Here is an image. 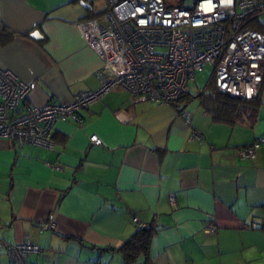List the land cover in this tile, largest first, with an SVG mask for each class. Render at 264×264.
Listing matches in <instances>:
<instances>
[{
	"label": "crops",
	"instance_id": "0c3cea01",
	"mask_svg": "<svg viewBox=\"0 0 264 264\" xmlns=\"http://www.w3.org/2000/svg\"><path fill=\"white\" fill-rule=\"evenodd\" d=\"M99 1L0 0V68L30 85L28 104L97 88L102 63L78 23ZM248 23L264 35V11ZM261 68L256 96L233 107L240 120L213 118L202 104L208 74L169 104L113 88L78 111L79 123L56 120L51 148L0 139V242L36 245L30 264H123L118 248L136 218L152 235L129 264H264V236L247 227L264 205V142L254 158L237 156L264 136V60ZM0 264H12L5 245Z\"/></svg>",
	"mask_w": 264,
	"mask_h": 264
},
{
	"label": "built area",
	"instance_id": "2783aa9c",
	"mask_svg": "<svg viewBox=\"0 0 264 264\" xmlns=\"http://www.w3.org/2000/svg\"><path fill=\"white\" fill-rule=\"evenodd\" d=\"M94 17L78 23L86 45L101 60L96 73L98 86L77 92L69 101H47L36 106L26 98L30 85L11 71L0 68V139L14 147L24 144L51 148L52 125L56 120L80 122L78 111L118 88L129 97L153 104H169L186 90V83L210 66L214 87L232 98L250 100L258 91L264 60V35L248 21L264 11V0H102ZM179 117L188 121L185 109ZM192 131L190 138H198ZM99 144L97 136L87 137ZM264 142L257 137L238 148L237 156L252 159ZM173 201L172 196L168 198ZM137 227L146 224L137 222ZM52 227L51 222L42 225ZM264 236V205L257 222ZM216 225L206 223L204 232L213 234ZM12 264H30L27 257L37 246L27 241L5 244Z\"/></svg>",
	"mask_w": 264,
	"mask_h": 264
},
{
	"label": "trees",
	"instance_id": "16d2710c",
	"mask_svg": "<svg viewBox=\"0 0 264 264\" xmlns=\"http://www.w3.org/2000/svg\"><path fill=\"white\" fill-rule=\"evenodd\" d=\"M202 104L209 107L213 118L227 120L232 122L234 119H241L240 109L233 108L235 105L244 101L228 96L216 90L213 82V74L209 73L205 84V90L200 93ZM240 100V101H239ZM229 109V111H228ZM233 109H235L233 111ZM253 105H250L249 113L246 117H251ZM233 114V116L225 117V114ZM240 116V117H239ZM152 235L151 225L146 227H137L136 231L118 248L121 253L123 264L131 263L140 253H143L148 245L150 236Z\"/></svg>",
	"mask_w": 264,
	"mask_h": 264
},
{
	"label": "rangeland",
	"instance_id": "374dc122",
	"mask_svg": "<svg viewBox=\"0 0 264 264\" xmlns=\"http://www.w3.org/2000/svg\"><path fill=\"white\" fill-rule=\"evenodd\" d=\"M175 0H165V2H174ZM97 3V7L101 6V1L96 0ZM248 26H250V23L247 24ZM210 72V66L208 65H204L201 72L196 73L193 77V82H192V86L193 87H198L200 85H202V83L207 79V76Z\"/></svg>",
	"mask_w": 264,
	"mask_h": 264
},
{
	"label": "water",
	"instance_id": "95a60500",
	"mask_svg": "<svg viewBox=\"0 0 264 264\" xmlns=\"http://www.w3.org/2000/svg\"><path fill=\"white\" fill-rule=\"evenodd\" d=\"M81 3H83V2L81 1Z\"/></svg>",
	"mask_w": 264,
	"mask_h": 264
}]
</instances>
